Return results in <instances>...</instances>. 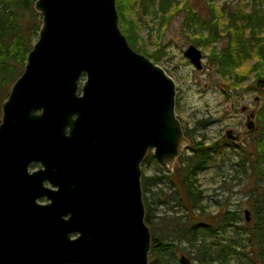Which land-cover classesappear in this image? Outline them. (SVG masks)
Segmentation results:
<instances>
[{
  "label": "water",
  "instance_id": "95a60500",
  "mask_svg": "<svg viewBox=\"0 0 264 264\" xmlns=\"http://www.w3.org/2000/svg\"><path fill=\"white\" fill-rule=\"evenodd\" d=\"M34 9L38 37L1 104L0 264H148L141 163L150 150L171 166L188 145L175 81L129 45L115 0ZM183 55L202 68L198 47Z\"/></svg>",
  "mask_w": 264,
  "mask_h": 264
},
{
  "label": "trees",
  "instance_id": "16d2710c",
  "mask_svg": "<svg viewBox=\"0 0 264 264\" xmlns=\"http://www.w3.org/2000/svg\"><path fill=\"white\" fill-rule=\"evenodd\" d=\"M34 2L0 0V105L22 72L27 54L38 37L41 16L34 9ZM115 6L120 29L129 45L155 63L161 58L157 52L144 50L143 44L138 48L135 46L139 39L137 23L143 26L151 23L154 26L150 29L158 32L169 23L173 13L179 11L185 16L183 25L195 27L200 34L195 39L191 38V41L209 49L207 61L223 78L224 92L227 93L229 88L241 87L252 73L257 80L264 77V17L258 10L248 13L238 8L223 15V11L218 12L212 7L211 15L202 18L195 15L187 5V0H115ZM222 17L225 21L220 20ZM204 30L207 31L205 37L202 34ZM222 34L226 43L219 48L213 46V41L219 40ZM248 63V69L242 70ZM261 93L262 103L257 111L256 129L251 141L255 157L248 161L258 181L264 178V89ZM210 147L199 146L193 141L189 147L190 154L184 152L178 157L181 165L172 173L141 177L144 221L151 234L148 264H178L177 261L171 263L164 252L182 243L189 249L188 257L196 260V264H264V185L260 198H257V193L254 194L255 223L252 227L247 223L235 226L234 216L238 215L232 211L223 213L219 220L207 217L205 222L201 221L200 214L204 212L205 204L196 181L197 176L207 169ZM239 153L249 156L246 149ZM245 157L231 164L235 171L248 160ZM146 160H154L151 152L146 155ZM165 178L169 183L165 186L174 187L169 194L162 187ZM151 186H155V192H151ZM148 192L152 193L154 199L147 196ZM159 205L166 206L168 210L175 205L181 210L178 214L173 211L157 216ZM195 210L199 214H195ZM227 213L232 215L230 223L225 218ZM172 241H176V244Z\"/></svg>",
  "mask_w": 264,
  "mask_h": 264
},
{
  "label": "rangeland",
  "instance_id": "374dc122",
  "mask_svg": "<svg viewBox=\"0 0 264 264\" xmlns=\"http://www.w3.org/2000/svg\"><path fill=\"white\" fill-rule=\"evenodd\" d=\"M187 5L197 10L203 18H207L206 16L209 14L208 6H212L213 9L218 12L223 11V15H226L230 10L239 8L243 12L248 13L253 10H258L262 17H264V0H187ZM168 14L172 13L169 12ZM184 19L185 16L183 13L176 11L170 17L169 23L163 26L158 32H155V29H150V27L154 26L151 23L143 26L138 22L137 38L139 39L135 45L138 48L143 44L144 46L142 48L144 50L148 52H157V54L161 56L157 64L162 66L175 80L177 91L176 116L181 121L182 129L192 128L194 123L199 119H222L227 112L226 110L229 109V104L233 101L236 107L235 112L241 119L240 127H234V130L238 133L248 131L245 127V116L250 111L258 109L261 106L263 98L261 90H263L264 87H259L257 85V79L253 78L252 73L250 77L245 79L241 87L231 88V98L228 101L229 97L226 99V96L222 93L224 89L223 78L215 72L213 66H209L207 61L206 56L209 53V49L204 50L202 47H199L203 53L202 68L200 70L195 69L183 56L184 49L189 43H193L191 38L195 36L191 33L190 29H185L183 25ZM220 20L225 21L223 17L220 18ZM224 43H226V38L222 34L219 41L212 43V45L219 48V46H222ZM134 50L136 51V48ZM249 65L250 63L246 64L245 67L241 69H248ZM261 79H264V77H261ZM83 80L84 78L81 79L80 84H82ZM241 106H246L245 112L240 111ZM220 125H222L221 122H215L211 125L209 124L207 128L201 127L195 130L194 135L191 132V138L199 140L201 133L208 138L210 137V141L218 138V134L221 130ZM222 134L224 133L222 132ZM253 135H245L246 139L242 137V139L236 140V147H224L222 153H213L207 162V169L203 170L201 174L197 176L196 184L198 185V189L202 191L201 194L205 204L204 212L201 211L200 214L202 217L201 221L205 222V218L207 217H213V219L219 220L222 218L223 213L232 211L238 215L234 216L235 226H244V224L247 223L249 227H252L255 223L253 198H255L254 194L256 193L257 198H260L261 188L264 185V178L258 181L257 174L251 170L248 162L250 160L252 161L255 157L253 147L251 146ZM186 138L188 139V145H190L191 140L188 137ZM235 139L236 138H233V140ZM206 142L207 140L205 143ZM245 149L246 154L249 155V159L243 162L244 165L242 168L237 167L238 171H235L233 169L234 166L231 164H234L241 158L244 159V157H241L244 155H241L239 152ZM149 152L150 150L147 154ZM184 152L187 155L190 154L189 148L184 150L182 154ZM180 165L178 158L171 166H164L155 158L150 161L146 160L145 156L141 163V177L153 176L154 174L159 175L161 173L167 175L179 168ZM35 169H37L35 168V164L29 165L30 171ZM164 181L165 184L162 187L164 191L169 194L170 191L174 190V187L165 186L169 185L167 178H165ZM154 187L155 186L150 187V190H152L151 192L156 191ZM147 196H149L150 199H154V196L151 197L152 193L148 192ZM45 201L44 198L38 199V202ZM180 210L181 209L175 205H173V208H169V210L166 206L159 205L157 216L163 213L171 214L174 213L173 211L178 214ZM244 210L249 211V220H246ZM194 213L199 214L197 210H195ZM231 216L232 215L228 213L225 216L228 223L231 222ZM228 234H230V232L227 233V235ZM172 242L176 244V241ZM150 252L151 248L148 253V263L150 262ZM188 253L189 249L185 248L182 243L178 244L176 247L170 248L164 252V255L168 256L171 263H173L177 261L180 254L188 256ZM190 260L193 264H196V260L192 258H190Z\"/></svg>",
  "mask_w": 264,
  "mask_h": 264
},
{
  "label": "flooded vegetation",
  "instance_id": "af4514ba",
  "mask_svg": "<svg viewBox=\"0 0 264 264\" xmlns=\"http://www.w3.org/2000/svg\"><path fill=\"white\" fill-rule=\"evenodd\" d=\"M191 9H192V11H194L195 12V15H200L199 13H198V11L197 10H195V9H193L192 7H190ZM212 8V6H208V11H209V14H208V16H206V17H209L210 15H211V12H210V9ZM203 18V17H202ZM185 27V29L186 30H191V33L193 34V35H195V36H193L192 38H197V37H199V35L200 34H198V31H196L195 29V27L194 28H192V27H186V26H184ZM203 34V37H205L206 35H207V31L206 30H204V33H202ZM216 41H219L218 39L217 40H214L213 41V43L214 42H216ZM194 43V42H193ZM193 43H189L188 45H190V44H193ZM187 45V46H188ZM193 45H195L196 47H202V46H199V45H197V44H193ZM203 48V47H202ZM186 49V48H185ZM184 49V50H185ZM200 49V48H199ZM204 50H205V48H203ZM201 50V49H200ZM202 52V51H201ZM184 56V55H183ZM185 57V56H184ZM186 58V57H185ZM206 58H207V56H206ZM187 59V58H186ZM188 60V59H187ZM189 61V60H188ZM202 61H203V53H202ZM191 64V63H190ZM192 65V64H191ZM260 79V78H259ZM175 81V80H174ZM258 81V80H257ZM176 84V83H175ZM175 89H176V87H175ZM230 91H232V89L231 88H229L228 89V91H227V93L226 92H222L223 93V95L224 96H226V99L229 97V99H228V101L230 100ZM176 93H177V91H176ZM235 104H234V102L232 101L230 104H229V109L228 110H226L227 112H226V114L224 115V117L222 118V119H213V120H210V119H208V120H206V118H204V119H199V120H197L195 123H194V126L192 127V128H185V130L184 129H182V126H181V129H182V132H183V135L185 136V137H188L190 140H191V144L190 145H187V147L185 148V150L186 149H188L189 147H191V145H192V142L194 141L195 143H198V145L199 146H211L210 148H209V158L211 157V155L213 154V153H222L223 151V149H224V147H236L235 146V143H236V140H240V139H242V137L244 138V139H246L245 138V135L247 136V135H253L254 133H255V129H256V116H257V111H258V109H254V110H252V111H250L246 116H245V127L247 128V125H246V123H247V121L248 120H252L253 121V124H254V126H253V128H252V130L251 131H249L248 129V131H246V132H244V133H238V132H236L235 130H234V127H236V128H239L240 127V125H241V119H240V117L236 114V110H235ZM242 106L240 107V111L241 112H245L246 111V109L243 111L242 109ZM231 109V110H230ZM175 114H176V94H175ZM210 115V114H209ZM177 117V116H176ZM177 119L179 120V122H180V125H181V121H180V119L177 117ZM215 122H221L222 123V125H220V133L218 134V138H215V139H213V140H211L210 141V137L208 138L207 136H205L203 133H201L200 135V138H199V140H195V139H192L191 138V132H192V134L194 135L195 134V130H198V129H200L201 127H203V128H207L208 126H209V124L211 125V124H213V123H215ZM228 131H231V133L230 134H228ZM222 132L224 133V134H222ZM229 135H231L232 137H230ZM254 136V135H253ZM233 138H236L235 140H233ZM187 139V138H186ZM209 139V140H208ZM188 140V139H187ZM207 140V142L205 143V141ZM213 146H214V148H213ZM216 150V151H215ZM245 157V156H244ZM246 159H249L248 157H245ZM32 164H35V168H38V167H40V165L38 164V163H32ZM207 166V165H206ZM180 255H182V254H180ZM179 255V256H180ZM185 255V254H184ZM188 257V256H187ZM189 258V257H188ZM190 259V258H189ZM177 262H178V258H177ZM192 262V261H191ZM179 264V263H178Z\"/></svg>",
  "mask_w": 264,
  "mask_h": 264
}]
</instances>
